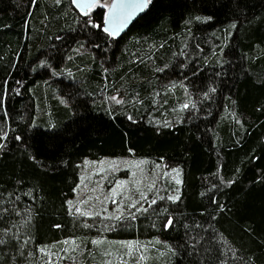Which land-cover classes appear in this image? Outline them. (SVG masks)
I'll return each instance as SVG.
<instances>
[{
  "label": "trees",
  "instance_id": "16d2710c",
  "mask_svg": "<svg viewBox=\"0 0 264 264\" xmlns=\"http://www.w3.org/2000/svg\"><path fill=\"white\" fill-rule=\"evenodd\" d=\"M105 13L0 0V264H49L67 240L78 264H117L104 251L158 239L161 261L119 264H264V0H151L118 39ZM103 158L180 184L83 218L81 163Z\"/></svg>",
  "mask_w": 264,
  "mask_h": 264
},
{
  "label": "rangeland",
  "instance_id": "374dc122",
  "mask_svg": "<svg viewBox=\"0 0 264 264\" xmlns=\"http://www.w3.org/2000/svg\"><path fill=\"white\" fill-rule=\"evenodd\" d=\"M111 1L99 0L91 10L99 7L106 11ZM111 101L118 104L121 99L119 96H114ZM148 166L146 159L85 160L81 163L80 180L73 198L68 203L69 209L83 218H90L97 214L115 219L143 207L150 201L149 193L160 177H167L173 184H180V176L176 170L161 171L158 168L154 171ZM133 202H136L135 207L131 206ZM99 243L96 242L97 245ZM163 244V241L159 239L151 242L130 243L125 245L126 247L124 246V250L119 254L114 249L109 252L104 251L103 255L108 260L111 257L114 258L117 264L129 260L135 263H146L152 260L157 262L161 261L163 256ZM83 251L82 242L67 240L61 244L46 247L43 253L49 264H54V261L63 262L62 264H78Z\"/></svg>",
  "mask_w": 264,
  "mask_h": 264
},
{
  "label": "water",
  "instance_id": "95a60500",
  "mask_svg": "<svg viewBox=\"0 0 264 264\" xmlns=\"http://www.w3.org/2000/svg\"><path fill=\"white\" fill-rule=\"evenodd\" d=\"M143 2V0H112L108 9L105 13L103 30L108 28V32H113L111 37L118 39L122 37L128 30L131 28L133 23L144 13L147 9L149 3L143 9L136 8L137 3ZM74 8L80 14H86L92 7H87L89 4L95 5L94 0H76L74 3L72 0ZM115 4L116 7L112 8L111 6Z\"/></svg>",
  "mask_w": 264,
  "mask_h": 264
},
{
  "label": "snow or ice",
  "instance_id": "6c2138e0",
  "mask_svg": "<svg viewBox=\"0 0 264 264\" xmlns=\"http://www.w3.org/2000/svg\"><path fill=\"white\" fill-rule=\"evenodd\" d=\"M73 2L75 3L76 0H73ZM98 2H99V0H94V3H98ZM147 3H151V0H143V2L137 3V4L135 5V7H136V8H139V9H143V8L146 6ZM92 6H94V5H93V4H89V5H87V7H92ZM111 7H112V8H115L116 5L113 4ZM104 31L108 32L109 30H108V28L106 27V28H104ZM113 34H114L113 32H109V35H113ZM141 195H143V194L141 193ZM170 198H172V197H170ZM135 203H136V202H133V204H132L131 206H132V207H135ZM151 203H155V200H153ZM77 211H79V209H77ZM138 211H139V209H138ZM116 218L118 219L119 217H116ZM171 224H172V221L169 220V221H168V226H171ZM129 247H130V246H129Z\"/></svg>",
  "mask_w": 264,
  "mask_h": 264
}]
</instances>
